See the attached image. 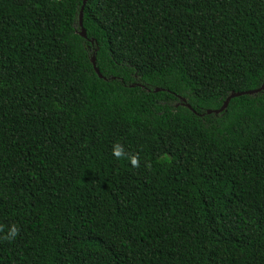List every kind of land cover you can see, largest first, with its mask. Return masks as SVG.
I'll list each match as a JSON object with an SVG mask.
<instances>
[{
    "label": "trees",
    "instance_id": "trees-1",
    "mask_svg": "<svg viewBox=\"0 0 264 264\" xmlns=\"http://www.w3.org/2000/svg\"><path fill=\"white\" fill-rule=\"evenodd\" d=\"M82 1L0 0V264H264V0Z\"/></svg>",
    "mask_w": 264,
    "mask_h": 264
},
{
    "label": "water",
    "instance_id": "water-1",
    "mask_svg": "<svg viewBox=\"0 0 264 264\" xmlns=\"http://www.w3.org/2000/svg\"><path fill=\"white\" fill-rule=\"evenodd\" d=\"M85 1L86 0H83L82 1V5H81L80 10H79V13H78V24L80 26V32H79V34L82 37H86L85 30L82 27V10H83V5H84ZM91 63H92L93 69L96 72V74L99 77H102V75L100 74L98 68L95 65V60H94V57L93 56L91 57ZM158 90H159L158 87L154 88V91H158ZM261 90H264V81L262 82V84L258 88H255V89H250V90H245V91H239V92H230V94L225 98V100L223 101L222 105L219 108H216V109H207V110H205V112L206 113H215L216 114V113H218V112H220V111H222V110H224L226 108V106L228 105V102H229L230 98L235 97V96H238V95H242V94H255V93H257V92H259ZM178 98L181 99L182 101L185 100L183 97H178ZM184 105L191 109V107H190V105L188 103H184Z\"/></svg>",
    "mask_w": 264,
    "mask_h": 264
},
{
    "label": "clouds",
    "instance_id": "clouds-1",
    "mask_svg": "<svg viewBox=\"0 0 264 264\" xmlns=\"http://www.w3.org/2000/svg\"><path fill=\"white\" fill-rule=\"evenodd\" d=\"M113 155L117 158H120L121 156L125 155V153L123 152V149L121 146L119 145H114L113 147ZM130 163L132 166H138V159L136 156H130L129 157ZM17 231L18 229L16 228L15 225H12L9 227L8 231H7V238L8 239H14L17 235Z\"/></svg>",
    "mask_w": 264,
    "mask_h": 264
}]
</instances>
